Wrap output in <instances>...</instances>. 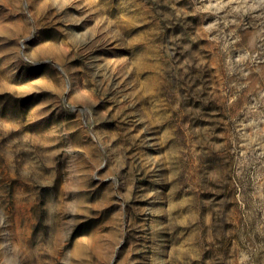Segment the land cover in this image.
I'll return each instance as SVG.
<instances>
[{
    "label": "rangeland",
    "instance_id": "rangeland-1",
    "mask_svg": "<svg viewBox=\"0 0 264 264\" xmlns=\"http://www.w3.org/2000/svg\"><path fill=\"white\" fill-rule=\"evenodd\" d=\"M0 264H264V0H0Z\"/></svg>",
    "mask_w": 264,
    "mask_h": 264
}]
</instances>
